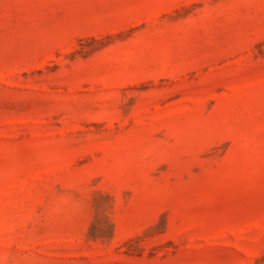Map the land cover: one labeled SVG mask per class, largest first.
I'll return each mask as SVG.
<instances>
[{
  "label": "rangeland",
  "instance_id": "obj_1",
  "mask_svg": "<svg viewBox=\"0 0 264 264\" xmlns=\"http://www.w3.org/2000/svg\"><path fill=\"white\" fill-rule=\"evenodd\" d=\"M0 264H264V0H0Z\"/></svg>",
  "mask_w": 264,
  "mask_h": 264
}]
</instances>
